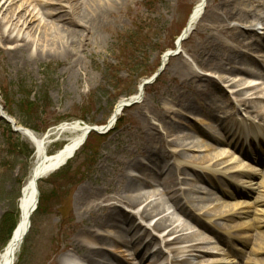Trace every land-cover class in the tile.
Masks as SVG:
<instances>
[{
	"label": "rangeland",
	"instance_id": "rangeland-1",
	"mask_svg": "<svg viewBox=\"0 0 264 264\" xmlns=\"http://www.w3.org/2000/svg\"><path fill=\"white\" fill-rule=\"evenodd\" d=\"M135 1L129 4L128 9H123L117 22L110 25L106 34H102L101 43L84 46V54L81 55L83 69L80 73H76L75 70L68 71L67 61L59 58L14 61L0 57V107L17 124L33 130L37 135L43 136L49 133L50 144L46 146V153H55L70 139L71 135L56 132V128L60 125L80 121L89 126H99L107 122L116 102L128 98L126 96L135 91L140 82L150 78L159 70L163 55L175 47L174 41L187 24L193 7L199 2L205 5L208 3V0ZM2 4L5 11H1L0 17L11 16L20 6L23 11L19 14L16 12L17 18H12L13 23L27 20V23L30 22L29 27L34 29L38 25L39 17H43L42 12L60 5L68 6L70 3L63 0H13L12 2L0 0V5ZM63 11H66V8ZM20 22L18 24L21 25ZM198 29L197 25L181 46L175 48V54L169 57L156 82L146 91L143 90L139 103L124 110L114 130L102 137L91 136L66 166L42 180L43 190L48 194L45 197L50 198L36 216L28 243L21 245L14 264H60L64 254L60 253L59 249L62 242L74 230L73 225L77 221L72 201L73 191L82 184L92 183L93 178L98 175L96 168L105 164L104 158L108 150H114L130 138V128L139 117L136 109L143 105L152 108L158 101L165 109L170 110L169 124L179 125L182 128L175 129L176 132L173 134H186L199 142L200 147L190 152V155L206 157V160L217 153L225 155L224 159L220 158L223 164L219 167H213V162L202 161L199 164L195 160L191 163V167L197 169L196 172L191 167H185L182 172L173 173L177 180V189H194L192 191L194 196L205 199L201 207L222 204L229 210L223 218L214 221L202 216L204 211L196 208L191 212L193 214L191 217L194 219L190 218V215L180 214L177 208L171 209L170 211H173L179 219V222L173 226L186 223L188 231H183L184 234L197 233V236L207 241L204 245L198 244V246H205L211 250L187 252L188 260L175 264H264V133L249 126L246 120L249 114L243 110V107L236 106L234 89L218 81L215 89L218 92H222L219 88L223 89L224 99L217 103V107L220 108L215 111L214 121L208 119L206 112L201 108H197L196 112H176L179 110V104L175 102L176 97L173 96L182 92L179 89L181 80L178 76L172 78L170 72L176 65L177 57H181L196 71L207 72L214 77L219 76L214 70L197 68L193 61L190 50H193L199 42V36L196 34ZM250 53L253 54L252 51ZM260 61L259 64L264 67V58L260 57ZM253 83L260 84L262 80L258 79ZM167 89L174 92L172 97L164 96ZM249 92L245 97L250 96L251 91ZM181 94L184 95L180 96L184 101L190 97V93L186 91ZM227 99L233 101V104L228 105L225 102ZM225 116L227 119L233 118L237 124L231 123L229 119L226 120ZM149 117L154 119L153 115L149 114ZM242 119L244 124L240 122ZM151 121L156 124L161 135L167 134L168 130L159 122ZM257 122L254 124L256 125ZM200 128L207 134L217 137L221 143L200 136L196 132ZM236 135L245 136L247 139L253 137L257 141L253 148L249 147V149L228 146L231 137ZM184 142L187 144L190 139ZM16 148L20 153L16 152ZM169 149L176 151L179 148L173 145ZM236 152L243 157V162L238 165L254 172L253 177L238 174L231 176L228 172L236 166L230 162L233 153ZM34 153L35 149L30 142L21 134L10 135L0 119V226L3 218L11 214L14 206L15 214L10 216L9 221L13 220L14 223L17 219L16 197L32 167ZM140 158L147 162L144 158ZM173 162V157L169 155L162 164L171 165ZM24 169L27 170V176L19 184ZM155 180L157 183H153V190L159 194L158 199L167 201L168 195L158 183L161 182V178L155 175ZM239 183L242 185L238 186ZM169 203L171 202L168 200ZM182 203L184 204V200L181 199L180 204ZM130 210L121 207L118 216L122 214L126 216L128 214L126 211L130 212ZM226 217L229 219L225 220ZM159 218L160 216H154L144 223L149 229L147 228L148 234L144 236L143 241H148L150 235L155 237L156 246L153 244L152 249L160 247L165 253L163 252L160 258L149 257L140 261V258L133 257L136 244L131 248L123 247V253L131 259V263L171 264L170 260L174 252H168L164 240L171 241L178 233L169 234L172 227L153 230ZM213 224L215 228H212ZM7 228L4 227L5 230L0 233V248L5 243ZM163 236L164 240H162ZM187 245L189 243L177 242L168 247L179 248Z\"/></svg>",
	"mask_w": 264,
	"mask_h": 264
},
{
	"label": "bare ground",
	"instance_id": "bare-ground-1",
	"mask_svg": "<svg viewBox=\"0 0 264 264\" xmlns=\"http://www.w3.org/2000/svg\"><path fill=\"white\" fill-rule=\"evenodd\" d=\"M63 1L70 4L52 7L42 12L43 17H39L38 25L34 29L29 27L30 22L27 23V20L13 23L12 18H17L16 12L19 14L23 11L20 6L11 16L0 17L1 59L7 57L14 61H40L59 58L67 61L68 71L75 70L76 73H80L83 69L81 55L84 54V46L101 43L102 34H106L110 25L117 22L122 10L128 9L130 3L136 2L135 0ZM4 4L0 5V13L4 10ZM65 8L66 11H63ZM203 10L204 15H202ZM19 22L21 25L18 24ZM197 25L199 29L196 34L199 36V42L193 50H190L193 61L197 68L214 70L219 76L214 77L207 72L196 71L181 57H177L176 65L170 73L173 75L172 78L177 76L180 78L179 89L182 92L173 96L174 92L167 89L164 96L176 97L175 102L179 104L177 113L196 112L197 108H201L206 112L208 119L214 121L215 111L220 108L217 107V103L224 99L223 89L219 88L222 92H218L215 86L218 82L226 83L234 89L233 96L236 97L237 108L243 107V110L249 114L246 118L249 126L264 133V67L259 64L260 57L264 58V0H208L205 6L199 2L192 9L183 35H190ZM168 61L169 57L164 54L162 63L166 64ZM258 79L262 80V83H253ZM185 91L190 93L186 101L180 97L184 96L181 93ZM249 91L251 94L247 98L245 95ZM141 93L143 94V88L140 82L137 92L130 99H119L116 102L105 128L114 125L122 114L125 102L135 101L142 97ZM225 102L228 105L233 104V101L228 99ZM136 111L139 117L130 128V138L114 150H108L104 158L105 164L96 168L98 175L93 178L92 183L82 185L79 183L80 186L72 193L77 221L73 225L74 230L62 242L59 249V252L64 254L60 264H134L122 250L123 247L131 248L134 244L136 245L133 257L140 258V261L149 257H162L163 252L165 253L162 248L152 249L153 244H156L155 237L150 235L148 241H143L144 236L148 234L147 228L149 229L144 223L154 216L160 218L154 224L153 230L172 227L168 233H178L171 241L164 240V236L162 238L168 252H174L170 260L171 264L187 261L189 258L187 252L211 251L205 246H198L207 242L205 238L197 236L195 232L184 234L183 231H188L186 223L174 227L179 219L170 210L177 208L180 214L190 215V218L194 219L191 217V212L196 208L204 211L202 216L214 221L223 218L229 210L222 204L201 207L205 199L194 196L192 194L194 189H177V180L173 173L175 171L180 173L185 167H191V163L195 160L199 164L202 161L213 162V167H219L223 164L220 158L224 159L225 155L217 153L209 160H206V157L190 155V152L200 147L199 142L186 134H173L176 132L175 129L182 128L179 125L169 124L170 110L165 109L159 101L155 102L152 108L143 105ZM149 114L153 115L154 119L149 117ZM0 115L2 116L1 112ZM228 119L231 123L237 124L233 118ZM151 120L159 122L166 128L167 134L161 135L156 124ZM256 121L258 122L255 125ZM240 122L244 124L243 119ZM14 128L19 130L36 152L29 175L21 187L15 232L0 251V264H14L16 261V255L31 224L30 212L37 207L39 198L37 179L49 177L73 157L83 144L90 126L76 121L56 128L57 133L69 134L71 137L52 155L44 152L47 144H50V134L39 136L17 123L14 124ZM196 132L200 136L221 143L217 137L207 134L201 128ZM231 138L228 146H241L245 149L253 148L257 141L253 137L247 139L239 135ZM187 139H190V142L186 144L184 140ZM173 145L178 146L179 149L171 151L169 148ZM169 155L173 157L174 162L171 165H163L162 162L168 159ZM140 157L147 162L142 161ZM241 157L239 153H233L230 162L236 166L228 172L231 176L238 174L253 177L254 172L238 165L243 162ZM191 168L196 172L197 169ZM155 175L161 178V182L158 183L164 188L171 203L168 204V200L163 199V202L158 199L159 194L153 190V183H157ZM229 178L233 179V177ZM240 185L242 184L239 183L238 186ZM181 199L184 200L182 205ZM121 207L131 210L126 211L128 213L126 216L124 214L118 216ZM213 227L216 226L213 224ZM177 242H185L189 245L179 248L168 247Z\"/></svg>",
	"mask_w": 264,
	"mask_h": 264
},
{
	"label": "trees",
	"instance_id": "trees-1",
	"mask_svg": "<svg viewBox=\"0 0 264 264\" xmlns=\"http://www.w3.org/2000/svg\"><path fill=\"white\" fill-rule=\"evenodd\" d=\"M7 128H8V132H9V134H12V132H11V130L9 129V127L7 126ZM18 146V145H17ZM16 146V147H17ZM16 151H19L18 150V148H16ZM24 176H25V174H24ZM23 176V177H24ZM20 182H21V180H20ZM39 190H40V192H41V196H40V199H39V205H38V209H37V212L35 213V215L32 217V225L34 224V218H35V216L36 215H38V213L40 212V209H41V205H42V202L44 201V193H43V189H42V187L39 185ZM11 214H8V215H6L4 218H3V221H2V223H3V225H2V223H1V226H0V233H2V231H4L5 229H4V227L5 228H7L6 229V233H5V238H7L8 236H9V234H10V232H11V230H12V227H13V220H11V221H9V218H10V216L14 213L13 211H11L10 212ZM4 224H5V226H4ZM10 224V225H9ZM9 225V226H8ZM29 236L30 235H28L26 238H25V241H24V244H26V243H28V238H29Z\"/></svg>",
	"mask_w": 264,
	"mask_h": 264
}]
</instances>
